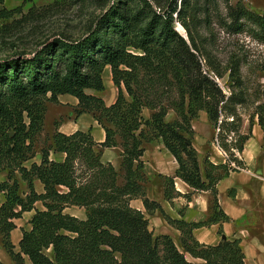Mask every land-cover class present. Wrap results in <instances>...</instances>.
I'll return each instance as SVG.
<instances>
[{
    "label": "trees",
    "instance_id": "trees-1",
    "mask_svg": "<svg viewBox=\"0 0 264 264\" xmlns=\"http://www.w3.org/2000/svg\"><path fill=\"white\" fill-rule=\"evenodd\" d=\"M130 2L133 1L114 0L78 39L46 40L29 55L17 53L0 59V170L8 173V180L0 182V191L5 195L0 205V234L4 248L16 264H22L21 254L32 264H244L237 239L224 238L208 245L199 243L192 235L196 227L229 220L218 206L215 186L230 171L246 167L234 153L242 150L249 137L239 133L241 118L235 109L244 101L242 93L230 90L225 95L198 63L194 65L192 53L173 25V13L180 21L183 15L185 18L191 14L193 22L201 12L207 21L216 0H202V4L180 0L178 7L156 3L155 9L147 0ZM224 2L229 28L245 30L264 41L263 15L239 2L234 5ZM7 12L0 10V17H6ZM181 23L193 44L189 25ZM129 47L141 50L143 55H133ZM143 56L162 57L150 71L155 70L157 79L165 81H169L166 76L169 73L171 84L178 89L179 101L172 109L177 118L172 121L165 120L166 106L142 100L128 84L124 86L131 100L123 96L120 81L130 73L121 66L130 67L131 59ZM105 66L110 67L117 88L116 99L110 105H105L100 96L86 92L103 90L101 75ZM238 72L236 66L231 68L230 77L236 83ZM65 93L77 99L76 115L91 113L104 129L105 139L98 143L100 147L116 146L117 137L120 139L121 184L117 183L118 171L112 164L100 161L99 151L94 150L97 143L82 131L69 135L55 131L52 145L40 150V163H32L29 168L23 165L34 155L33 142L42 129L46 103H57V95ZM143 108L151 111L147 119L141 115ZM201 110L221 132L219 146L229 152L227 162L222 164L204 159L205 180L201 178L192 145L194 132L190 123ZM257 117L264 137V121L259 114ZM224 132L235 133L233 143H226ZM154 139H160L175 158L177 177L194 190H210L212 212L205 221L173 219L157 202L145 196L146 179L140 156L142 144ZM51 148L65 154L61 162L49 159ZM14 171L26 183L28 191L24 197L18 193ZM34 179L42 183V193L35 192ZM163 183L165 198H171L173 178L163 177ZM135 197L142 199L148 214L158 210L179 231L181 249L169 235L153 234L145 214L130 206V199ZM38 200L45 209H35L31 229L22 232L20 253H14L9 240L14 227L11 219L31 210ZM15 205L19 210H13ZM68 205L83 207L85 218L63 213ZM45 249H50L52 255H47ZM185 254L200 262L189 260Z\"/></svg>",
    "mask_w": 264,
    "mask_h": 264
},
{
    "label": "crops",
    "instance_id": "crops-1",
    "mask_svg": "<svg viewBox=\"0 0 264 264\" xmlns=\"http://www.w3.org/2000/svg\"><path fill=\"white\" fill-rule=\"evenodd\" d=\"M101 76L103 90L88 89L86 92L100 96L105 105H110L117 96V91L115 92L113 89L117 90V88L112 81L109 66L104 67ZM49 103L51 102H47V104ZM47 104L45 115L48 112ZM52 104H58L62 110L57 113L55 128L52 127L49 137L41 129L36 138L43 137V140L46 139L49 146L52 145V135L55 131L66 135L75 131L89 133L94 142L97 143L94 150L99 151L100 161L112 164L118 173L123 174L121 168L122 147L118 137L116 146L100 147L98 143L105 139L104 129L97 123L91 113L75 114L78 101L70 94H58L57 103ZM150 114L149 109H142L141 115L144 119L149 118ZM176 118L175 113H173L171 119L167 118V114L165 116L166 121H172ZM190 123L194 132L192 145L197 153L201 178L205 180L204 159L207 158L213 164H222L226 162L227 157L214 142H209V139L213 137L209 129L206 130V133H198L200 132L197 130L198 125L202 124L207 128L212 126L205 111L201 110ZM248 129L250 132L249 137L243 143L242 150L237 154L246 167L230 171L220 178L215 186L218 206L229 220L196 227L192 230V235L199 243L208 245L217 244L222 236L230 240L237 239L244 256V264H264V157L262 155L264 137L258 122L252 125V121H249ZM142 146L143 152L140 160L142 161V173L146 179L145 196L150 201L157 202L164 213L173 219H182L186 222L205 221L212 212V194L210 190H194L175 175L178 164L160 139L145 142ZM41 148L34 152L30 159L23 162L26 168H29L32 163H40ZM64 156L65 154L62 152H56L52 148L49 150L50 160L61 162ZM7 174V170H0V182L8 180ZM13 175L18 181V193L21 197H24L28 191L26 183L20 178L17 171H14ZM163 177L173 178V196L171 198H165L164 196ZM33 187L36 193L43 192V185L38 179L33 180ZM58 189L60 191L65 190L63 187H58ZM229 191H231V194ZM4 200V192L0 191V205L3 204ZM129 203L130 206L145 214L149 229L154 235L167 234L174 242L179 239V231L167 223L158 210L152 214L146 212L140 197L130 199ZM69 206L78 208L75 205H68L64 207L63 213L79 219L85 218L84 208H82L83 211L81 209L65 211ZM35 209L44 210L45 207L41 201H35L31 210H25L21 212L19 217L11 219L14 227L10 230L9 240L14 253H20L19 242L22 238V232L31 229V218L35 213ZM13 210H19V206L15 205ZM21 257L22 264H32L26 255L21 254ZM0 262L3 264H16L2 244L1 234Z\"/></svg>",
    "mask_w": 264,
    "mask_h": 264
},
{
    "label": "rangeland",
    "instance_id": "rangeland-1",
    "mask_svg": "<svg viewBox=\"0 0 264 264\" xmlns=\"http://www.w3.org/2000/svg\"><path fill=\"white\" fill-rule=\"evenodd\" d=\"M131 1L139 3V0ZM147 1L155 9L156 3H160L161 6L176 4L178 7L180 0ZM224 1L216 0L215 8L207 21L201 12L195 15L197 20H193V22L190 21L191 14H186L185 18H183L184 15L182 16L183 20L181 21H185L189 25L193 44L175 13L172 14L173 25L192 53L191 60L194 65L198 63L202 72H207L225 95H228L230 90L242 93L244 101L235 106L236 112L241 118L239 133L249 135V121H252V125L258 122L257 114L264 121V41L245 30L236 31L229 28L227 24L230 19L227 18ZM112 2L114 0H0V10L8 11L6 17H0V59L17 53L29 55L39 47L41 42L46 40L60 37L71 40L78 39ZM195 2L202 4V0H191V3ZM227 2L230 5L239 2L249 10L264 16V0H227ZM128 50L133 55H143L139 49L129 47ZM142 59H147L149 62ZM142 59L141 57L138 60L131 59L133 64L130 67L121 66L122 69L130 73L124 75L120 81L123 96L127 101L131 100L124 86V84H128L140 95L142 100L149 99L155 104L166 106L167 118L171 119L174 113L172 109L179 101L178 89L171 84L169 73L166 74L169 81H165L157 79L158 73L155 70L150 71V67L154 68L156 63L160 59L162 60V57L143 56ZM233 66L238 68L239 83L234 82L232 80L234 78L230 77ZM113 90L117 91L115 88ZM47 108L48 112L45 115L42 131L49 137L52 127L55 128L57 113L62 110L58 104L52 103L47 104ZM227 120L230 121L231 118L228 117ZM207 129L213 135L209 142H214L219 148L218 133L221 132L218 128L212 126L207 128L202 124L197 126V130L200 131L198 133H206ZM224 133L226 143L228 145L233 143L236 138L235 133ZM47 146L46 139L36 138L33 142V151L36 152L41 147ZM232 150L234 151V149ZM224 152L228 160L229 152ZM234 153L237 156L238 152L234 151ZM262 155L264 157V141ZM231 165L233 166L234 162H231ZM122 176L123 174L119 173L117 183L123 182ZM70 208L71 206L67 207L65 211H77L78 209L83 211V207ZM175 244L181 249L178 240ZM45 253L49 256L52 255L50 249H45ZM185 255L193 262H200L199 259L191 258L188 254Z\"/></svg>",
    "mask_w": 264,
    "mask_h": 264
},
{
    "label": "built area",
    "instance_id": "built-area-1",
    "mask_svg": "<svg viewBox=\"0 0 264 264\" xmlns=\"http://www.w3.org/2000/svg\"><path fill=\"white\" fill-rule=\"evenodd\" d=\"M218 149H219V150H220L222 153H224V154H225V152H224V151H223V150H222L220 147H219Z\"/></svg>",
    "mask_w": 264,
    "mask_h": 264
},
{
    "label": "water",
    "instance_id": "water-1",
    "mask_svg": "<svg viewBox=\"0 0 264 264\" xmlns=\"http://www.w3.org/2000/svg\"><path fill=\"white\" fill-rule=\"evenodd\" d=\"M222 239H224V236H222Z\"/></svg>",
    "mask_w": 264,
    "mask_h": 264
}]
</instances>
